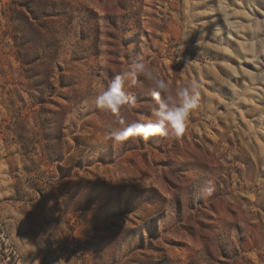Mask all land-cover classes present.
I'll list each match as a JSON object with an SVG mask.
<instances>
[{
    "label": "rangeland",
    "instance_id": "rangeland-1",
    "mask_svg": "<svg viewBox=\"0 0 264 264\" xmlns=\"http://www.w3.org/2000/svg\"><path fill=\"white\" fill-rule=\"evenodd\" d=\"M140 58L199 106L113 145L95 97ZM0 264H264V0H0Z\"/></svg>",
    "mask_w": 264,
    "mask_h": 264
},
{
    "label": "clouds",
    "instance_id": "clouds-1",
    "mask_svg": "<svg viewBox=\"0 0 264 264\" xmlns=\"http://www.w3.org/2000/svg\"><path fill=\"white\" fill-rule=\"evenodd\" d=\"M138 77H143L142 81ZM139 84L146 85L147 91L154 100L152 115L154 119L147 121L128 119L125 115L130 102L134 101L133 89ZM200 91L195 83L173 87L162 76L154 71L151 61L137 59L127 67L116 72L107 89L95 97V107L108 114H116L118 119L104 130L105 141L113 145L132 138L159 135L166 140H178L184 133L190 114L198 108ZM206 191L211 193L212 181L209 180Z\"/></svg>",
    "mask_w": 264,
    "mask_h": 264
},
{
    "label": "trees",
    "instance_id": "trees-1",
    "mask_svg": "<svg viewBox=\"0 0 264 264\" xmlns=\"http://www.w3.org/2000/svg\"><path fill=\"white\" fill-rule=\"evenodd\" d=\"M21 59V61L24 63V64H28V62H25V61H27L25 58H20Z\"/></svg>",
    "mask_w": 264,
    "mask_h": 264
}]
</instances>
